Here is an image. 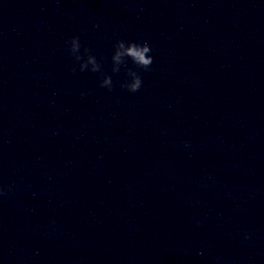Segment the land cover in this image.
<instances>
[{"label":"clouds","instance_id":"clouds-1","mask_svg":"<svg viewBox=\"0 0 264 264\" xmlns=\"http://www.w3.org/2000/svg\"><path fill=\"white\" fill-rule=\"evenodd\" d=\"M69 52L74 59L79 62V70L81 72L90 70L92 72H100L101 65L97 62L96 57L92 55L87 48L84 49L83 55L80 52L81 44L79 37H72L68 42ZM152 51L147 42L137 43L134 41L125 42L124 40L117 41L114 45V52L111 60L113 63L112 71L118 72L121 65H125L127 60H131L133 64L144 70H148L153 63V57L149 55ZM75 71V68L73 69ZM128 75L131 77V81L122 84L121 87L126 88L129 92H136L140 89L142 81L140 76L135 71H128ZM101 87L112 90V79L110 76H104L101 83ZM10 187V186H9ZM5 191L4 186H0V195ZM199 223V221L197 222ZM249 235H245V239H249Z\"/></svg>","mask_w":264,"mask_h":264}]
</instances>
